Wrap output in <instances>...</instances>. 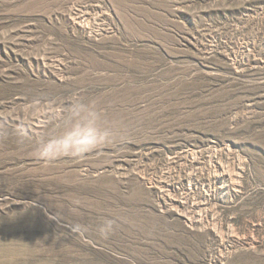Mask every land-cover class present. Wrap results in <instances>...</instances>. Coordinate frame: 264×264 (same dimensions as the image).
Wrapping results in <instances>:
<instances>
[{
  "label": "rangeland",
  "instance_id": "1",
  "mask_svg": "<svg viewBox=\"0 0 264 264\" xmlns=\"http://www.w3.org/2000/svg\"><path fill=\"white\" fill-rule=\"evenodd\" d=\"M0 264H264V0H0Z\"/></svg>",
  "mask_w": 264,
  "mask_h": 264
},
{
  "label": "clouds",
  "instance_id": "2",
  "mask_svg": "<svg viewBox=\"0 0 264 264\" xmlns=\"http://www.w3.org/2000/svg\"><path fill=\"white\" fill-rule=\"evenodd\" d=\"M111 125L105 121L103 112L95 102L76 98L64 116L62 133L41 140L35 148V154L45 162L61 156L80 158L101 145L115 144L125 138L122 128L115 130ZM114 229L115 222L106 219L98 227V233L106 239Z\"/></svg>",
  "mask_w": 264,
  "mask_h": 264
}]
</instances>
